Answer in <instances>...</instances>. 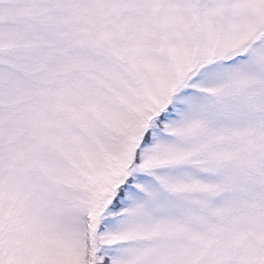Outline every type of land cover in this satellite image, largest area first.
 Returning <instances> with one entry per match:
<instances>
[{
    "label": "snow or ice",
    "instance_id": "obj_1",
    "mask_svg": "<svg viewBox=\"0 0 264 264\" xmlns=\"http://www.w3.org/2000/svg\"><path fill=\"white\" fill-rule=\"evenodd\" d=\"M0 264H264V0H0Z\"/></svg>",
    "mask_w": 264,
    "mask_h": 264
}]
</instances>
